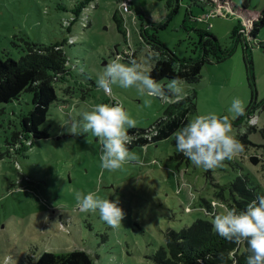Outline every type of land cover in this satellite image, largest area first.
<instances>
[{
  "label": "rangeland",
  "instance_id": "rangeland-1",
  "mask_svg": "<svg viewBox=\"0 0 264 264\" xmlns=\"http://www.w3.org/2000/svg\"><path fill=\"white\" fill-rule=\"evenodd\" d=\"M229 1L234 7L242 5V0ZM82 2L0 0V58L19 60L28 43L61 44L70 69L65 81L55 83L58 99L40 126L49 137L32 139L31 145L23 141L25 150H17L20 143L12 140L21 130L22 117L33 107L32 93L25 91L18 99L0 105V264L5 256H13L17 264H35L44 252L65 254L72 250L87 252L95 264H153L149 256L165 245L168 230L180 231L201 218L213 221L214 217L206 215L205 201L216 204L218 213L224 211L223 200L216 196L217 185L227 187L243 175L251 186L264 192V137L260 132L264 129V112L260 110L264 49L257 44L264 42V27L249 49L254 79L249 73L248 81L244 45L232 37L239 21L243 24L245 19L227 7L223 16L213 17V28L211 25L208 30L231 54L220 63L205 64L200 81L185 82L180 97L193 90L197 93L196 110L189 114L188 122L209 113L232 119L228 109L234 98H240L247 112L240 121L232 119L233 134L238 138L247 133L250 144L246 149L225 160L222 167L197 168L176 149L172 135L134 147L130 151L141 162L109 172L100 167L98 138L70 135L71 121L95 105L119 102L137 121L134 129L149 130L173 99L147 97L135 88L116 85L111 94H105L97 88L99 75L117 56L128 62L126 55L133 51L135 59L150 69L152 52L140 35L143 25L149 34L157 27L159 39L180 58L198 57L191 45L197 39L194 29L207 30L208 25L193 20L203 11L192 0H179L177 10L168 9L165 0H127L129 12L123 11L119 0H90L78 10ZM247 2L248 14L255 18L264 0ZM118 21L124 33L118 30ZM147 99L152 100L150 107L145 105ZM253 123L258 131L248 132ZM251 155L263 160L254 164ZM76 192L118 200L125 212L120 226H109L98 211H81ZM225 196L226 200L230 197L228 188Z\"/></svg>",
  "mask_w": 264,
  "mask_h": 264
},
{
  "label": "trees",
  "instance_id": "trees-1",
  "mask_svg": "<svg viewBox=\"0 0 264 264\" xmlns=\"http://www.w3.org/2000/svg\"><path fill=\"white\" fill-rule=\"evenodd\" d=\"M89 1L83 0L76 8L82 10ZM165 1L168 9L175 7L177 10L179 0ZM192 2L197 3L203 11L202 15L194 16L193 20L208 25L207 30L203 28L194 29L197 39L192 41L191 45L193 52H198L197 58L178 57L159 39L157 27L153 28L154 32L151 34L148 32V27H144V25L140 30L142 39L152 52L151 66L148 70L151 77L160 82L179 76L186 83L196 84L201 79V71L205 64L220 63L227 59L231 54L230 50L224 48L215 34L208 30L211 28V19L208 22L199 19L205 13L218 9L224 11L227 7L230 13H235L236 10L237 16L245 19L243 24L239 21L232 37H237V43L244 45V60L247 58L248 61L246 65L248 81H250L249 73L254 79L249 49L252 47V43L257 42L258 34L264 27V6L253 18L248 14L247 0H242V5L235 7L229 0H192ZM189 14L192 15V11ZM228 14L225 15L228 16ZM219 16L222 15L216 17ZM165 25L161 27L163 28ZM117 27L120 32H123L120 21L117 22ZM257 44L264 49V42L259 41ZM63 47L61 44L28 43L26 53L19 60L10 57L0 58V105L18 99L25 91L32 93L33 107L28 114L22 117L20 132L13 135L12 142L14 144L20 143L17 150H25L23 141L29 142L31 145L32 139L49 137L48 131L40 129V126L47 120L50 105L58 99L55 83L65 81L70 75L69 59ZM135 53L133 51L131 55L127 54L126 58L135 59ZM175 64L180 65L181 71H174L173 65ZM165 95L172 98L173 101L168 104L164 115L149 130H129V134L136 137L133 143L128 145L129 150L168 139L188 123L189 114L196 110V91L193 90L179 99L167 91ZM254 108L255 106L252 107V109ZM260 110L264 112V101L260 104ZM246 112L239 116L236 121H240ZM251 131H258L254 123L248 127V132ZM260 132L264 137V129ZM237 139L244 146V149H246L247 144H250L247 133L239 135ZM249 159L254 164H259L263 160L256 155L249 156ZM217 186L220 187V190L216 192L217 198L223 200V204L228 208H235L238 211L245 210L250 202L258 196L264 195V192L258 187L251 186L248 177L243 175L231 181L227 187ZM225 188H228L230 192L228 200H226ZM213 204L204 202L206 215L214 217L212 213H218L217 205L215 204V208H213ZM248 254L246 242L242 241L237 244L221 237L214 232L211 220L201 218L180 231L168 230L165 235V245L160 246L154 255L149 256V259L152 260L153 264H246ZM35 264L95 263L87 252L72 250L65 254L44 252Z\"/></svg>",
  "mask_w": 264,
  "mask_h": 264
},
{
  "label": "clouds",
  "instance_id": "clouds-1",
  "mask_svg": "<svg viewBox=\"0 0 264 264\" xmlns=\"http://www.w3.org/2000/svg\"><path fill=\"white\" fill-rule=\"evenodd\" d=\"M173 69L181 71L179 64L173 65ZM96 84L98 90H103L105 94H111L113 85H116L123 89L135 88L147 97L164 99H167L166 91L179 99L185 88V81L179 76L164 84L153 79L143 63L133 58L125 63L119 56L106 65ZM151 104V99L145 100L146 106L150 107ZM228 111L233 114L232 119L244 115V102L234 98ZM232 119L228 115L221 117L215 113L195 116L174 133L176 149L197 168L222 167L225 160L234 158L244 150L233 134ZM136 126L137 121L123 104L101 103L82 112L80 119L72 120L68 133L74 136L91 134L98 138L102 146L100 167L114 172L129 163L141 162L128 147L136 139L129 134V129ZM75 198L81 211H98L101 220L113 228L119 227L125 218L118 200L113 202L100 198L94 192H76ZM221 208L224 209L222 213H212L214 232L237 244L246 242L249 253L246 264H264V195L250 202L245 210L238 211L225 205H221ZM3 264H17V260L13 256H5Z\"/></svg>",
  "mask_w": 264,
  "mask_h": 264
},
{
  "label": "built area",
  "instance_id": "built-area-1",
  "mask_svg": "<svg viewBox=\"0 0 264 264\" xmlns=\"http://www.w3.org/2000/svg\"><path fill=\"white\" fill-rule=\"evenodd\" d=\"M122 5H123V7H124V9H123V11H126V12H129L130 11V4H129V2H127V0H123L122 1ZM217 15H224L223 13H222V11L221 10H214V11H211V12H208V13H205L203 16H201L199 19L200 20H202V21H207L208 22V20H210V19H212L213 17L215 18Z\"/></svg>",
  "mask_w": 264,
  "mask_h": 264
},
{
  "label": "crops",
  "instance_id": "crops-1",
  "mask_svg": "<svg viewBox=\"0 0 264 264\" xmlns=\"http://www.w3.org/2000/svg\"><path fill=\"white\" fill-rule=\"evenodd\" d=\"M254 18V17H253ZM211 25H212V28H213V24L211 23Z\"/></svg>",
  "mask_w": 264,
  "mask_h": 264
},
{
  "label": "water",
  "instance_id": "water-1",
  "mask_svg": "<svg viewBox=\"0 0 264 264\" xmlns=\"http://www.w3.org/2000/svg\"><path fill=\"white\" fill-rule=\"evenodd\" d=\"M104 64L106 65L107 63L105 62Z\"/></svg>",
  "mask_w": 264,
  "mask_h": 264
}]
</instances>
